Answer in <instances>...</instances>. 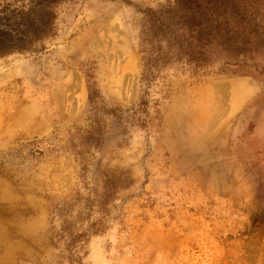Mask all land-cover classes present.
<instances>
[{"label":"rangeland","instance_id":"1","mask_svg":"<svg viewBox=\"0 0 264 264\" xmlns=\"http://www.w3.org/2000/svg\"><path fill=\"white\" fill-rule=\"evenodd\" d=\"M17 7L44 31L0 54V264H264V0Z\"/></svg>","mask_w":264,"mask_h":264},{"label":"trees","instance_id":"2","mask_svg":"<svg viewBox=\"0 0 264 264\" xmlns=\"http://www.w3.org/2000/svg\"><path fill=\"white\" fill-rule=\"evenodd\" d=\"M15 10L14 13L17 14L16 17L20 20L18 23L13 22V16L9 20L13 23L11 25L2 23L0 20V54L15 48L22 49L26 41L39 37L40 33L44 31L41 28L44 24L43 21L37 19L34 22L33 19L27 17L31 10L24 12L21 7H17Z\"/></svg>","mask_w":264,"mask_h":264},{"label":"bare ground","instance_id":"3","mask_svg":"<svg viewBox=\"0 0 264 264\" xmlns=\"http://www.w3.org/2000/svg\"><path fill=\"white\" fill-rule=\"evenodd\" d=\"M221 100H222V98H221ZM215 108H218V109L216 111H215V109H214V111H211V114H210V116L208 118H206L207 116L199 115L198 117L193 118V119L190 120V121H194L192 123L193 127L195 128L193 131L196 134L195 135V139L198 142V144H199L200 147H203L204 148V147H207V146L211 145L214 142L215 139H217L218 137H220L221 135H223L225 133V131H226V126H227L226 123H227V120L228 119H225V118H222V117L225 114H228V112H226V110L224 111V108H222V104H221V106H216ZM26 112H28V111H26ZM11 119H14V118H11ZM20 127H22V126H20ZM172 127H175V126L173 125V126H171V128ZM172 129H174V128H172ZM11 130H12V128H11ZM212 139H213V141H212ZM196 141L193 142L195 145H196Z\"/></svg>","mask_w":264,"mask_h":264}]
</instances>
